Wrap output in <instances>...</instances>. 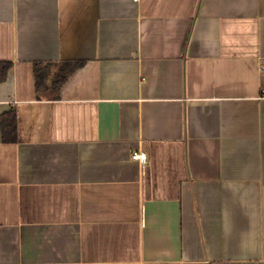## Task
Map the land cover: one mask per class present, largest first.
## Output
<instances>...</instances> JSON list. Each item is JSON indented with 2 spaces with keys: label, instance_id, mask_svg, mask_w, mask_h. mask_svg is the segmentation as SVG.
I'll use <instances>...</instances> for the list:
<instances>
[{
  "label": "crops",
  "instance_id": "1",
  "mask_svg": "<svg viewBox=\"0 0 264 264\" xmlns=\"http://www.w3.org/2000/svg\"><path fill=\"white\" fill-rule=\"evenodd\" d=\"M0 63V264H264V0H0Z\"/></svg>",
  "mask_w": 264,
  "mask_h": 264
},
{
  "label": "trees",
  "instance_id": "2",
  "mask_svg": "<svg viewBox=\"0 0 264 264\" xmlns=\"http://www.w3.org/2000/svg\"><path fill=\"white\" fill-rule=\"evenodd\" d=\"M66 68H68L66 73L61 74V79L65 78L69 73L74 68V65L72 66L71 64H65ZM11 67L10 63H0V82L4 81L7 71ZM1 125H2V134H3V139L5 140H15V137L12 136L11 134L14 133L15 131V116L13 112L10 114H7V116H3L1 119ZM10 138V139H9Z\"/></svg>",
  "mask_w": 264,
  "mask_h": 264
},
{
  "label": "built area",
  "instance_id": "3",
  "mask_svg": "<svg viewBox=\"0 0 264 264\" xmlns=\"http://www.w3.org/2000/svg\"><path fill=\"white\" fill-rule=\"evenodd\" d=\"M132 159L138 161L143 166L146 164L147 161L144 153H134L132 155Z\"/></svg>",
  "mask_w": 264,
  "mask_h": 264
}]
</instances>
